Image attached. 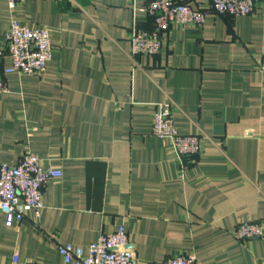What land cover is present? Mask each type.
<instances>
[{"label":"crops","instance_id":"crops-1","mask_svg":"<svg viewBox=\"0 0 264 264\" xmlns=\"http://www.w3.org/2000/svg\"><path fill=\"white\" fill-rule=\"evenodd\" d=\"M151 0H0V52L12 21L48 31L51 60L39 75L5 76L0 162L24 152L59 170L38 213L21 223L0 212V264H66L58 246L84 250L120 226L136 264L176 254L197 264H264V3L257 14L212 13L203 25H172L161 51L131 57L129 36L150 31ZM196 10L209 0H176ZM3 67L10 61L3 58ZM202 138L180 167L170 141L151 135L155 110Z\"/></svg>","mask_w":264,"mask_h":264},{"label":"built area","instance_id":"built-area-1","mask_svg":"<svg viewBox=\"0 0 264 264\" xmlns=\"http://www.w3.org/2000/svg\"><path fill=\"white\" fill-rule=\"evenodd\" d=\"M14 8L24 0H7ZM209 9L196 10L188 4L176 0H151L141 11L153 19L150 31L133 28L130 32L131 57L157 55L163 45L162 33L172 25H203L212 13L232 17L252 16L258 13L264 0H209ZM5 50L0 52V94H8L5 76L18 73L34 76L46 70L52 58L53 45L49 33L41 28H29L12 21L5 34ZM10 61L3 67V58ZM173 104L165 102L155 110L151 135L171 142L176 160L183 169L193 162L202 148V138L180 134L172 118ZM59 170L44 169L39 158L31 152L23 153L17 164L0 162V212L9 221L21 223L26 212L38 213L42 208V194L46 184L60 178ZM235 237L240 241L260 238L264 235L258 222H244L235 229ZM58 252L66 264H136V254L132 249L127 232L120 226L111 234H100L97 240L84 250L71 244L58 246ZM10 264H30L11 261ZM154 264H197L191 255L176 254Z\"/></svg>","mask_w":264,"mask_h":264}]
</instances>
